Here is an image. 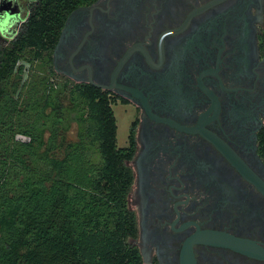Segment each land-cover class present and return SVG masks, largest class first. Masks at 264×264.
<instances>
[{
  "label": "flooded vegetation",
  "instance_id": "obj_1",
  "mask_svg": "<svg viewBox=\"0 0 264 264\" xmlns=\"http://www.w3.org/2000/svg\"><path fill=\"white\" fill-rule=\"evenodd\" d=\"M50 67L110 102L138 264H264V0H82Z\"/></svg>",
  "mask_w": 264,
  "mask_h": 264
},
{
  "label": "trees",
  "instance_id": "obj_2",
  "mask_svg": "<svg viewBox=\"0 0 264 264\" xmlns=\"http://www.w3.org/2000/svg\"><path fill=\"white\" fill-rule=\"evenodd\" d=\"M81 1L40 0L0 44V107L13 101L10 79L28 76L0 132V264H138L110 102L88 84L69 87L50 67L63 20ZM72 122L76 138L67 141Z\"/></svg>",
  "mask_w": 264,
  "mask_h": 264
},
{
  "label": "rangeland",
  "instance_id": "obj_3",
  "mask_svg": "<svg viewBox=\"0 0 264 264\" xmlns=\"http://www.w3.org/2000/svg\"><path fill=\"white\" fill-rule=\"evenodd\" d=\"M13 27L15 28V30L17 29V31H15L14 33H6L7 31L5 30L7 26H5V23L0 15V44L6 45L10 39L14 38V36L19 31H21L22 25L20 26L19 22H14ZM20 63L23 64V67L25 69H28L30 67V64L26 62L25 60H21ZM35 66H36V63L34 62L32 64V68L37 67ZM37 70H40V69H37ZM27 77L28 76L26 75V72L24 71V72L15 74L10 79V81L7 83V86L5 89L13 101L9 105L7 103L6 105H4V102H3L0 107V132L5 130V128L8 127L12 122V117L14 114L13 112L16 110L17 107H19V104H20V97H19V92L21 88L20 85L22 84V81L24 82V80L27 79ZM62 101L64 104L67 102L65 97L62 98ZM75 138H76V124L72 122L70 124L69 129L65 132V139L67 141H72ZM1 150H2V145H1L0 151Z\"/></svg>",
  "mask_w": 264,
  "mask_h": 264
},
{
  "label": "water",
  "instance_id": "obj_4",
  "mask_svg": "<svg viewBox=\"0 0 264 264\" xmlns=\"http://www.w3.org/2000/svg\"><path fill=\"white\" fill-rule=\"evenodd\" d=\"M8 4H9L8 2L6 4H4V3L0 4V15L3 14L2 12H6L7 14H12V15L15 13V11H16L15 7H12L11 11L9 12V7H7ZM228 239H229V242H231V243L232 242H238V243H242V244H244V243L248 244L245 241H235L236 239H233L230 236H228ZM262 253H263V256H264V251H262Z\"/></svg>",
  "mask_w": 264,
  "mask_h": 264
}]
</instances>
